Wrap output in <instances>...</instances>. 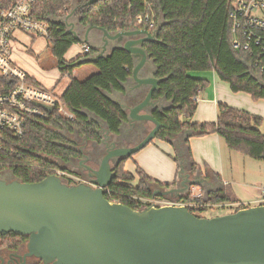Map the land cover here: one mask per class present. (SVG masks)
<instances>
[{
  "label": "trees",
  "instance_id": "16d2710c",
  "mask_svg": "<svg viewBox=\"0 0 264 264\" xmlns=\"http://www.w3.org/2000/svg\"><path fill=\"white\" fill-rule=\"evenodd\" d=\"M37 0L32 6L36 18L52 20L56 16L66 17L75 12L82 26L102 27L109 32L127 31L139 28V16H155V27L161 22L156 40L144 42L143 47L156 66L155 77L159 79L158 91L153 99L165 100L162 109L152 114L161 124L156 139L174 141L182 148L190 138L217 134L230 148L255 160L264 159V116L218 102L214 121H193L197 102L194 98L209 85V80L194 77L190 72H215L218 78L229 85L232 92H242L253 100H264V73L254 66L256 50H245L233 46L229 6L233 0ZM51 22V21H50ZM63 28L51 25L50 38L46 39L51 55L61 73H71L83 58L95 54L90 48L87 54L67 62L64 59L68 49L76 43L74 37ZM31 54H33L31 52ZM38 58V56H36ZM95 72L84 79L69 76L63 93L58 96L67 107L72 118L60 115L55 109L44 118L28 117L24 135L12 136L9 130L0 133V142L5 151L0 153V177L4 172L22 182H37L48 175H57V170L68 172L60 166L77 153L64 132H76L88 141H99L98 129L102 127L117 134L127 113L120 104L108 96L111 91L122 92L124 82L131 76L133 60L122 48L113 49L107 56L89 62ZM261 77V80L257 76ZM29 81L43 88L35 79ZM183 133L181 139H177ZM176 140V141H175ZM184 142L182 145L181 143ZM72 145V146H71ZM129 158V157H128ZM122 159L113 169L116 173L104 191L110 202L124 204L132 209H142L148 204L141 197L152 198L153 186L169 187L148 177L139 166L135 173L125 171ZM178 161L179 157H174ZM196 163L191 162L190 171L195 174ZM137 177V180H136ZM5 179V178H4ZM67 184H77L64 178ZM212 194V193H211ZM184 202H195L186 206L197 217L200 212L220 204L226 212H234L248 205L238 204L215 192L208 200L192 199L186 194ZM203 201V202H202ZM206 203L208 206H199ZM27 239L13 232L0 234V248H15Z\"/></svg>",
  "mask_w": 264,
  "mask_h": 264
},
{
  "label": "water",
  "instance_id": "95a60500",
  "mask_svg": "<svg viewBox=\"0 0 264 264\" xmlns=\"http://www.w3.org/2000/svg\"><path fill=\"white\" fill-rule=\"evenodd\" d=\"M92 1L96 0L87 3ZM72 15L70 12L63 19L49 21L64 24L76 42L88 43L96 51L80 64L107 56L115 48L124 49L132 57L131 76L124 84L130 80L137 83L130 93L134 103L130 107L120 104L127 119L113 135L119 136L124 123L144 131L145 122L152 127L132 146L113 143L96 167L86 165L87 177L77 184H67L57 175L37 182L0 177V234L26 236V255L40 259L42 264H264V204L197 217L183 205H149L135 210L104 197L116 176L113 168L150 143L161 127L152 114L163 107L153 99L159 79L143 47L144 42L156 40L161 22L153 32L143 28L109 32L102 27H87L79 38ZM93 30L99 33L98 46L93 45L96 36L89 35ZM149 64L153 70L142 76L141 71ZM257 78L261 80L259 75ZM43 108L51 112L49 107ZM96 119L111 134L106 124ZM175 147L180 152L182 178L180 175L179 182L166 190H154L152 196L188 194L191 186L203 188L208 183L200 178L199 171L190 174L181 157L185 152Z\"/></svg>",
  "mask_w": 264,
  "mask_h": 264
},
{
  "label": "built area",
  "instance_id": "2783aa9c",
  "mask_svg": "<svg viewBox=\"0 0 264 264\" xmlns=\"http://www.w3.org/2000/svg\"><path fill=\"white\" fill-rule=\"evenodd\" d=\"M36 1L0 0V133L3 130H9L15 138L24 135L28 117L41 119L49 113L43 106L49 107L51 111L55 109L64 117L72 118V114L65 105L59 102L58 95L54 94L52 89L44 86L40 88L32 84L29 81L31 76L12 60L16 34L27 33L33 38H44L45 40L50 38L53 23L33 15L32 6ZM228 17L231 20L233 46L242 47L245 50L254 48L256 50L254 66L259 72L264 73V0H233L229 6ZM63 18L64 16L55 17V19ZM155 23L153 14L137 18L139 28L147 29L149 32L155 27ZM54 25L64 29L60 26L61 24ZM80 49L82 54L90 51V47L84 43L81 44ZM61 76H73V70L71 73H61ZM194 100L199 101L198 95ZM4 151V146L0 142V153ZM57 176L74 181L72 173L60 169L57 170ZM259 192L262 196L259 204H264V184L259 186ZM188 194L192 199L204 200L205 196L203 188L198 186H192ZM140 200L148 204L147 206L155 207L196 206L195 202H184L181 199L173 201L164 197L152 196L147 201L141 198ZM217 205L221 207L220 204ZM199 206H208V204L201 203Z\"/></svg>",
  "mask_w": 264,
  "mask_h": 264
},
{
  "label": "crops",
  "instance_id": "0c3cea01",
  "mask_svg": "<svg viewBox=\"0 0 264 264\" xmlns=\"http://www.w3.org/2000/svg\"><path fill=\"white\" fill-rule=\"evenodd\" d=\"M89 35H95L96 40L93 41V45L98 46L99 44V33L93 30ZM98 42V43H97ZM82 44V43H80ZM88 46L90 44L86 43ZM90 47V46H89ZM71 48V47H70ZM81 48V45H80ZM91 48V47H90ZM69 50V49H68ZM66 54V53H65ZM80 51L78 52V55ZM65 56V55H64ZM76 56V57H77ZM70 57L69 59H65L67 62L75 59ZM153 70L152 65L149 64L141 71L142 76L149 75ZM208 77H205L209 80V85L206 89L199 91L197 102V107L195 113L193 114V121H214L217 115V103L223 102L228 105L234 106L239 109H243L242 107L245 104L244 110H247L251 113L258 114L260 116H264V103L254 102L249 98L250 96H239V94L233 95L231 92L229 85L220 80L215 72L209 71L207 72ZM206 74V75H207ZM76 75V70H73V77ZM33 77V76H31ZM34 78V77H33ZM68 82H69V77ZM67 84L64 85L60 95L66 89ZM136 82L130 80L128 83L123 84V91H111L108 93V96L114 99L117 103L123 104L124 106H132L133 97L131 96V89L136 86ZM49 89V88H48ZM58 95V96H60ZM143 96V95H142ZM234 97L238 98L239 101L235 102ZM159 104L161 106H165L166 102L164 99H160ZM138 124V123H137ZM147 122L144 123L145 130L149 127L147 126ZM133 126H130L127 123L121 127V133L119 136L113 135V133L108 134L105 131V127L102 125L104 134L110 137L112 140L116 138H120L124 133L128 136V133H132ZM144 131V129L140 130V132ZM123 133V134H122ZM181 139V137H177L176 140ZM175 140V141H176ZM152 142L148 148L145 150V154H150L151 164H148L144 161L143 155L138 156L137 158V166L141 168V170L152 180L157 181L160 184H172L171 186H175L177 182H179L181 175L179 169L178 161L174 160V157L178 156L180 153L176 147L174 141L172 143L168 141H163L167 145L172 148L174 155L171 157L169 153L170 161L165 158L164 150L158 146L157 143ZM161 141V140H160ZM162 142V141H161ZM181 143V142H180ZM184 142L181 143V145ZM185 147V149H183ZM182 147V151L185 153H181V157L185 158L186 162H184L185 168L190 170L191 162L196 163L198 166L199 176L200 178L207 180V185L203 186V190L205 193L204 199L208 200L213 193L221 192L223 196L229 198V200L234 201L230 205L235 207L238 204L254 206L259 204L261 195L259 192V186L264 184V178L257 179L258 175L264 177V159L263 160H255L249 158L247 156H235V154H231L233 152H228L225 150L224 143L220 139L217 134H209L202 137H193L190 138L187 142V145ZM180 159V157H179ZM170 163H169V162ZM172 161V162H171ZM234 161H240L239 166L236 167L234 165ZM259 164H254L255 162ZM86 163L83 166L86 168ZM256 166L258 169L252 170V168ZM127 169V168H126ZM130 172L129 170H126ZM196 173V172H195ZM192 175V174H191ZM182 178V175L180 176ZM137 180V177H136ZM82 181V179L80 180ZM204 182V181H203ZM154 190H166L167 188L159 187L156 184L152 185ZM212 193V194H211ZM186 193H171L168 197H173L176 200H182ZM167 197V196H166ZM167 197V198H168ZM218 206V205H214Z\"/></svg>",
  "mask_w": 264,
  "mask_h": 264
},
{
  "label": "rangeland",
  "instance_id": "374dc122",
  "mask_svg": "<svg viewBox=\"0 0 264 264\" xmlns=\"http://www.w3.org/2000/svg\"><path fill=\"white\" fill-rule=\"evenodd\" d=\"M80 45L81 44L78 42L73 43L71 48H69V50L66 52L64 58L66 60L69 59L70 57L76 58L79 51L81 54L82 51L80 49ZM31 52L33 54H31ZM36 56H38V58ZM12 60L16 64H18L27 74H29L30 76H33L42 86H44L45 88L52 89L53 93L56 95H60L64 85L67 84V82H68L67 77L61 76V71L58 69V67L56 65V61L53 58V56L51 55V49L48 45V42L44 38H33L30 34H27V33L16 34V37L14 38V44H13ZM75 70H76L75 78L80 79V80L84 79L86 76L95 72L94 66L91 65L90 63H81V64L76 66ZM206 74H207V72H190L189 73V75H191V76L203 77V78L208 77V74L207 75ZM232 93H233V95L239 94V96H243V95L248 96L247 94L242 93V92H237V93L232 92ZM249 98H251V97H249ZM251 100H253V99H251ZM234 101L238 102L239 99L234 97ZM253 101L254 102L261 101L264 103V100H261V99L253 100ZM242 105H244L242 108L246 109L245 104H242ZM90 118L96 119V117H94L92 115L90 116ZM150 126H151V124H150ZM98 130H100V128ZM64 135H65V137L68 138V140L72 143V145H75L76 147L84 144L83 139L85 137L77 134L76 132H67L66 131V132H64ZM154 140H156L155 143H157L158 146L161 147L165 151L164 152V154L166 155L165 158H167L170 161L169 154L171 155V157L174 155L172 148L169 145H167L165 142H163V141L161 142L160 140L154 138L145 147H143L138 152L132 154L129 158H127L124 161L123 168L124 169L127 168L126 170H129L130 172L135 173L136 166L138 164L137 163V158H138L137 155H139V156L143 155L144 161L148 164H151L152 156L150 154L144 155V152L148 148L147 146L152 144V142H154ZM86 142L88 144L90 143V141L89 142L86 141ZM222 142L224 143L223 140H222ZM87 147H89V146H87ZM223 148L225 150H227L228 152H230V150H231V152H233L231 154H235V156H246L237 150L228 148L225 145V143H224ZM85 149H87V148H85ZM167 153H169V154H167ZM252 162H255V161H252ZM239 163H240V161H234V165L236 167L239 166ZM254 164H259V163L255 162ZM60 166L63 168L67 167L66 164H64V163L60 164ZM70 168H72V167H70ZM255 169H258V168L256 166H254L252 168V170H255ZM72 170L75 171V173H76V175H73L74 176L73 180L75 182H81L78 180L82 179V177H83L82 175L85 174V172L83 170H81V171L77 170V169L75 170V168H72ZM81 173H83V174H81ZM9 176H10L9 172L3 173V178L8 180ZM255 178L260 179V178H264V177L258 175ZM61 180L63 182H65L64 178H61ZM153 197H163V196H153ZM164 198L168 199V200L176 201V199H174L173 197H168V198L164 197ZM141 199L143 201H147L150 198L141 197ZM226 211H229V210L226 208L221 209L217 206H213L211 208L204 209L203 211L200 212L199 215L202 217H212V216L228 213Z\"/></svg>",
  "mask_w": 264,
  "mask_h": 264
},
{
  "label": "flooded vegetation",
  "instance_id": "af4514ba",
  "mask_svg": "<svg viewBox=\"0 0 264 264\" xmlns=\"http://www.w3.org/2000/svg\"><path fill=\"white\" fill-rule=\"evenodd\" d=\"M71 22H73L74 24V30L76 32L75 36H78L80 38L82 36V30L85 29V26H82L80 24L78 20V16L75 12L71 17ZM131 102H132L131 105H133L134 102L133 101ZM150 124L151 123L147 124V126L149 127L145 131L140 132V130L133 128L132 133H128L129 134L128 136L125 133L124 134L122 133L123 135H121L120 138H116L114 140H112L109 136L107 137L104 134L103 128H100L99 130L100 139L98 142L90 141V143L88 144L86 142L88 140L84 138L83 145L78 147L73 145L77 154L75 156L70 157L68 161L63 162L67 166L65 168L68 170V172L72 173L73 175H76V173L75 171L72 170V168H75V170L77 169L80 171L83 170L85 174L83 173L81 174H83L82 180H84L88 174L87 169L83 166L84 163L90 165L91 167H96V164L100 162L102 156L106 154L107 151H111V149L113 148L112 147L113 143H115V146H132L133 144L138 142L144 136V134H146V132L152 127V125L150 126ZM188 171L190 172V174H192L189 168ZM26 244H27V239L24 242L20 243L15 248L1 247L0 264H42V261L40 259L26 255L27 254Z\"/></svg>",
  "mask_w": 264,
  "mask_h": 264
}]
</instances>
